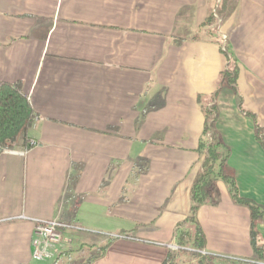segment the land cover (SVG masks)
<instances>
[{
    "label": "crops",
    "instance_id": "0c3cea01",
    "mask_svg": "<svg viewBox=\"0 0 264 264\" xmlns=\"http://www.w3.org/2000/svg\"><path fill=\"white\" fill-rule=\"evenodd\" d=\"M220 5L0 0V84L19 83L34 113L29 147L0 153V264L42 263L31 257L35 220L61 226L52 264L74 232L112 239L92 264H162L190 213L224 43L237 80L214 140L240 196L264 207V0H231L223 18ZM196 219L208 254L254 262L249 211L222 182ZM258 232L264 249V222Z\"/></svg>",
    "mask_w": 264,
    "mask_h": 264
},
{
    "label": "trees",
    "instance_id": "16d2710c",
    "mask_svg": "<svg viewBox=\"0 0 264 264\" xmlns=\"http://www.w3.org/2000/svg\"><path fill=\"white\" fill-rule=\"evenodd\" d=\"M231 0H221V5L216 14L223 18L228 10ZM215 23L214 18H209L205 23L208 27ZM225 54L230 55L226 43H224ZM231 56V55H230ZM237 80V68L232 71L225 70L221 75V86L234 89ZM215 111L211 108L205 112V127L200 142V151L203 154L202 170L195 176L190 189V213L188 218L176 231L175 253H169L162 264H216L219 261L237 262L223 259L206 252V239L196 219L200 207L209 204L216 196L217 183L222 182L235 205L248 209L250 214V245L254 256V262L240 264H264V249L259 242L258 224L264 222V207L251 200L242 198L234 177L228 173L227 159L228 151L224 144L208 139V130L213 131L216 121H210L209 114ZM34 113L27 98L22 95L19 83L0 84V153L5 150L16 148L27 149L29 147L28 132L32 127ZM208 123H210L208 127ZM259 133L257 132V135ZM258 137V136H257ZM258 142L264 151V136L258 138ZM108 239L106 244L99 248V252L90 258L86 264H92L95 260L102 258L111 244ZM220 263V262H219Z\"/></svg>",
    "mask_w": 264,
    "mask_h": 264
},
{
    "label": "rangeland",
    "instance_id": "374dc122",
    "mask_svg": "<svg viewBox=\"0 0 264 264\" xmlns=\"http://www.w3.org/2000/svg\"><path fill=\"white\" fill-rule=\"evenodd\" d=\"M228 57L229 59H228V64L226 66V70L232 71L235 67V62L233 59L232 60L230 59V55H228ZM221 88H222V91L218 95L217 99H215L214 95L212 96L211 101H210L211 104L208 108L209 110L212 108L215 111V114L214 113L209 114L210 121L214 119V115L216 114L218 115L217 121L213 125V128H212L213 131H211L210 129L208 130L207 136L209 140H211L212 137L217 139V137L219 136V133H218L216 125L220 122L222 117L226 115V113H224L221 110V107H220L221 102L219 101L226 87L222 86ZM217 102H218V105H216ZM236 102L237 104L240 102L239 98H236ZM209 125L210 123H208V127ZM73 234L76 235L77 238H74L71 246L67 247L68 253L65 256H63L61 259H58L57 261H55L54 264H86L90 258L98 254L99 248L105 244L106 239H107V236L102 235V234H94V233L93 234H88V233L81 234L80 232H74ZM175 250H171L172 254L175 253ZM219 262L216 264H240L237 262H230V261L229 262L219 261ZM40 264H52V261H46Z\"/></svg>",
    "mask_w": 264,
    "mask_h": 264
},
{
    "label": "built area",
    "instance_id": "2783aa9c",
    "mask_svg": "<svg viewBox=\"0 0 264 264\" xmlns=\"http://www.w3.org/2000/svg\"><path fill=\"white\" fill-rule=\"evenodd\" d=\"M222 50L225 52L224 44ZM30 146L34 147L35 143L30 142ZM60 227V224L55 220L34 221V239L31 243V257L33 260L51 261L58 254L60 248L66 245L63 243Z\"/></svg>",
    "mask_w": 264,
    "mask_h": 264
}]
</instances>
